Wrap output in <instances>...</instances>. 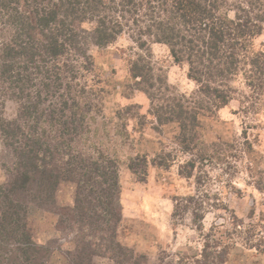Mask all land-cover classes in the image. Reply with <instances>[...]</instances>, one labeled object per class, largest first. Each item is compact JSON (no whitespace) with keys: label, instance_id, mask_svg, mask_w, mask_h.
Segmentation results:
<instances>
[{"label":"rangeland","instance_id":"374dc122","mask_svg":"<svg viewBox=\"0 0 264 264\" xmlns=\"http://www.w3.org/2000/svg\"><path fill=\"white\" fill-rule=\"evenodd\" d=\"M81 27L90 66L81 68L75 57L60 56L49 80L30 68V58L16 55L12 74H20L18 87L23 84L24 92L21 95L23 89L15 84L0 87L1 120L22 125L25 133L37 134L51 150L67 145L65 156L54 153L45 166L57 177L55 189L53 179L45 187L53 195L44 194L43 201H37L35 183L29 182L12 198L25 211L33 242L44 248L42 262L197 264L210 241L212 252L227 249L225 264H264V85L256 89L239 75L232 82L233 99L225 107L199 116L194 128L183 130L180 123L187 125L190 119H173L168 109L178 102L187 106L184 100L196 91L187 66L174 62L169 49L158 43L149 46L148 65L126 34L107 46H96L90 26ZM16 35L0 21V53L1 43H13ZM263 42L264 34L256 37L251 51H260ZM140 55L148 83L131 74ZM23 103L37 107L27 122L20 115ZM34 117L39 118L36 124ZM80 119V133L61 140L64 120L72 128ZM17 155L0 136L1 187L18 178ZM71 156L88 168L98 164L115 170L118 222L105 218L102 208L97 210L100 218L79 222L74 212L76 183L84 180L78 173L89 169L67 164ZM82 197L86 203L81 207L93 200L86 191ZM196 211L202 221L193 217ZM214 242L220 246L213 247ZM10 249L4 258H12L15 248Z\"/></svg>","mask_w":264,"mask_h":264},{"label":"trees","instance_id":"16d2710c","mask_svg":"<svg viewBox=\"0 0 264 264\" xmlns=\"http://www.w3.org/2000/svg\"><path fill=\"white\" fill-rule=\"evenodd\" d=\"M0 21L14 28L17 34L13 43H1V88L6 83L8 86L15 84L19 90L24 88L23 84L18 87L20 74H12V59L16 55L30 58V68L38 74L44 73L49 80L52 78L50 69L58 66L60 56L68 54L75 57L81 68L90 66L85 39L82 38L83 24L90 26V40L96 46H107L121 34H126L144 54L148 65L149 46L158 43L169 49L174 62L187 66L188 78L195 83L196 91L184 100L187 106L178 102L168 109L173 112V119H184V115L190 119L191 123L187 125L180 123L183 130L194 128L193 123L199 116L214 114L225 107L233 99L235 90L232 82L239 75L242 74L256 89L264 85V42L260 51H251L254 39L264 34V5L260 0H0ZM15 40L19 41L17 46ZM38 47L42 50H37ZM143 57L140 55L132 63L131 74L139 78V82L148 83L150 79L145 76V65L139 62H144ZM47 63H52V67L46 68ZM28 64L25 70H28ZM23 92L24 89L21 95ZM62 103V108H66L68 102L64 100ZM36 108L31 103H23L21 118L30 121ZM76 108L81 111L79 104ZM32 121L36 124L39 118L34 117ZM78 122L69 128L64 120L60 139L80 133L81 119ZM36 135L25 133L22 125L0 118V136L6 145L18 152L14 169L18 178L7 187L0 186V264H44V248L33 242L30 229L24 222L25 211L16 201L13 203L12 198L29 182L35 183L39 195L36 196L37 201L42 202L44 194L53 195V190L49 193L45 187L53 179L55 189L57 177L52 171L47 172L45 166L54 153L65 156L63 149H67V145L64 143L51 150L43 146ZM68 162L88 168L83 163H77L73 156ZM88 169V173H78L84 180L76 183L74 212L78 213L79 222L100 218L97 210L102 209L105 218L110 216L109 221L116 218L118 222L120 217L115 214L118 208L115 170L110 172L108 167L98 164H91ZM69 174L74 175V172ZM107 181L109 184L104 186ZM18 182L22 185L17 186ZM85 191L93 200L87 203V207H81L80 204L86 203L85 199L82 200ZM88 213L91 215L87 216ZM194 213V218L203 220L201 214ZM205 237L210 240V236ZM218 246L217 242L213 243V247ZM10 247L15 248L12 258H4L5 253L11 251ZM210 247V241L206 242L202 259L197 264H225L227 249H214L212 252Z\"/></svg>","mask_w":264,"mask_h":264}]
</instances>
